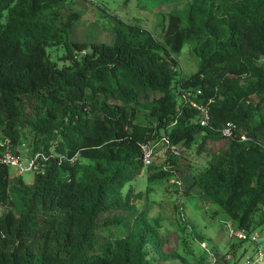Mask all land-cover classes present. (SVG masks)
I'll list each match as a JSON object with an SVG mask.
<instances>
[{
  "label": "trees",
  "instance_id": "trees-1",
  "mask_svg": "<svg viewBox=\"0 0 264 264\" xmlns=\"http://www.w3.org/2000/svg\"><path fill=\"white\" fill-rule=\"evenodd\" d=\"M217 1L192 0L186 15L171 14L162 40L117 19L113 43H88L69 40L79 14L66 0H0V135L13 151L25 138L37 154L30 184L0 161V264H149L148 244L162 256L156 225L136 211L131 188L122 193L144 168L140 144L166 135L186 148L200 136V152L207 139L224 138L228 122L233 136L192 184L237 227H256L264 205V69L256 64L264 0ZM185 42L197 70L182 77L176 56ZM50 47L62 48L69 64L51 60ZM183 89L201 90L216 130L199 125L198 110L179 99ZM168 161L166 169L149 165L147 181L174 176L177 163ZM118 211L132 215L131 226L111 241L129 220Z\"/></svg>",
  "mask_w": 264,
  "mask_h": 264
},
{
  "label": "rangeland",
  "instance_id": "rangeland-1",
  "mask_svg": "<svg viewBox=\"0 0 264 264\" xmlns=\"http://www.w3.org/2000/svg\"><path fill=\"white\" fill-rule=\"evenodd\" d=\"M191 2L192 0H66L67 6L79 14L68 32V38L70 41L113 43V29L117 19H121L140 26L146 34L162 40L163 32L169 25L170 15H186ZM225 2L226 0H218L217 4L224 6ZM48 53L50 59L59 67L69 64V61L64 59L62 48L50 47ZM176 57L179 76L187 77L197 70V60L191 54L190 43L185 42ZM256 64L264 69V56L257 60ZM149 94L150 97L158 95L155 92ZM138 100L143 103L145 96L139 95ZM250 100L256 103L258 97L252 95ZM201 139L198 136L190 147H186L184 156L175 160V174L180 180V185L173 184L169 178L149 182L147 175L153 170L144 167L140 175L122 190L125 194L127 189H132L131 199L136 211L146 213L164 240L162 256L154 251L152 245L145 246L149 264H224V255L229 252H234V256L226 264H241V257L247 251L246 244L230 240L227 236V224L236 225L232 219L207 194L192 184L193 178L205 170L214 155L226 147L228 142L227 138L207 139L198 152ZM14 151L24 163L34 156L29 141L25 138L14 147ZM161 154L160 152V157L153 160L152 165L156 169L166 165L167 159ZM80 161L82 164L88 163L86 159ZM20 175L24 182L28 183L33 177V171L28 170L20 174L15 167H10L12 178ZM10 199L13 201V197ZM118 212L128 216L129 220L113 229L110 234L107 232L111 235V241L120 237L117 232L127 230L131 226L132 215L129 216L126 211ZM262 221L263 217L260 215L255 223L257 230L261 229ZM204 246L215 255L217 261H212Z\"/></svg>",
  "mask_w": 264,
  "mask_h": 264
},
{
  "label": "built area",
  "instance_id": "built-area-1",
  "mask_svg": "<svg viewBox=\"0 0 264 264\" xmlns=\"http://www.w3.org/2000/svg\"><path fill=\"white\" fill-rule=\"evenodd\" d=\"M200 94V89H183L180 92L179 99L198 110V123L200 126L210 130H216L211 123L208 103H202L198 100ZM234 128L235 125L232 122H228L219 131L224 138H230L233 136ZM242 137L244 138V136ZM0 145L5 147L0 153L1 162H4L9 167H15L20 174L28 170L33 171L37 154L24 163L20 155L11 149V142L8 138L2 139L0 141ZM140 148L142 150V162L144 167L151 165L156 157H160L161 152V156H164V158L167 159L166 165L162 166L163 169L170 166L168 161L169 158H173L175 160L180 159L184 156V151L186 150L185 146L181 142L174 143L166 135L162 136L158 142L147 141L142 143L140 144ZM170 179L172 180V183L180 185V180L175 174V171L174 176ZM260 213L263 217V221L260 224V230H257L256 227L246 229L244 227L227 224L228 238L230 240L246 244L245 248H247V251L243 257H241V264H264V205L261 206ZM205 244L206 243H203V245ZM204 249L208 252L212 261L215 262L218 260L211 251H208L206 247ZM233 253L234 252H229L224 255L225 262H228L233 258Z\"/></svg>",
  "mask_w": 264,
  "mask_h": 264
},
{
  "label": "crops",
  "instance_id": "crops-1",
  "mask_svg": "<svg viewBox=\"0 0 264 264\" xmlns=\"http://www.w3.org/2000/svg\"><path fill=\"white\" fill-rule=\"evenodd\" d=\"M32 180H33V177H32V179L28 182V184L32 183Z\"/></svg>",
  "mask_w": 264,
  "mask_h": 264
}]
</instances>
